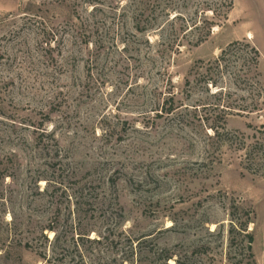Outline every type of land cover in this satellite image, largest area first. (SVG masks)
I'll return each mask as SVG.
<instances>
[{"label": "rangeland", "instance_id": "rangeland-1", "mask_svg": "<svg viewBox=\"0 0 264 264\" xmlns=\"http://www.w3.org/2000/svg\"><path fill=\"white\" fill-rule=\"evenodd\" d=\"M0 264H264V0H0Z\"/></svg>", "mask_w": 264, "mask_h": 264}, {"label": "trees", "instance_id": "trees-1", "mask_svg": "<svg viewBox=\"0 0 264 264\" xmlns=\"http://www.w3.org/2000/svg\"><path fill=\"white\" fill-rule=\"evenodd\" d=\"M247 235H249V243H252V241H253L252 236L249 234V232L247 233ZM169 258H170V254H168V255L165 256V259L166 260H168Z\"/></svg>", "mask_w": 264, "mask_h": 264}, {"label": "bare ground", "instance_id": "bare-ground-1", "mask_svg": "<svg viewBox=\"0 0 264 264\" xmlns=\"http://www.w3.org/2000/svg\"><path fill=\"white\" fill-rule=\"evenodd\" d=\"M248 36H249L250 38H252V35H251V33H249V34H248Z\"/></svg>", "mask_w": 264, "mask_h": 264}]
</instances>
